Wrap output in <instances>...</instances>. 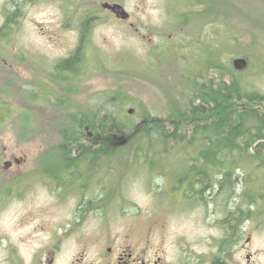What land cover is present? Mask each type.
Returning <instances> with one entry per match:
<instances>
[{
	"label": "rangeland",
	"instance_id": "374dc122",
	"mask_svg": "<svg viewBox=\"0 0 264 264\" xmlns=\"http://www.w3.org/2000/svg\"><path fill=\"white\" fill-rule=\"evenodd\" d=\"M110 1L0 0V264H47L45 250L56 229L64 219V227L72 222L81 201L99 206L80 229L88 238L70 237L54 264H98L102 246L92 243L107 231L130 235L149 245V254L159 251L171 259L184 243L199 255L210 249L214 259L222 239L239 233L241 247L228 248L229 262L264 264V196L252 213L243 184L229 197L206 189L186 198L184 177L151 171L137 156L147 120L178 126L169 122V108L176 102L185 111L194 87L215 77L207 66L213 54L264 90V0H212L217 10L207 24L203 15H175L183 0H124L131 13L126 22L102 11ZM80 46V64L63 79L56 65ZM238 57L251 63L236 69ZM192 73L203 77L187 80ZM108 96L120 100L117 108L129 128L113 138L91 128L80 133L94 147L107 140L120 149L70 168L69 187L75 188L62 198L42 172L60 160L62 129H79L69 110L91 114ZM186 156L171 155L172 167L186 165L180 163ZM78 174L87 178L72 182ZM254 181L263 192L264 177ZM236 206L232 228L227 220Z\"/></svg>",
	"mask_w": 264,
	"mask_h": 264
},
{
	"label": "trees",
	"instance_id": "16d2710c",
	"mask_svg": "<svg viewBox=\"0 0 264 264\" xmlns=\"http://www.w3.org/2000/svg\"><path fill=\"white\" fill-rule=\"evenodd\" d=\"M215 10L217 8L213 6V11ZM88 23L89 19L83 23V37ZM81 47L56 65V72L63 79H67L69 72L76 71L80 64ZM218 58L213 54V61H207V66L214 71L215 77L205 78L194 87L191 97L188 96L185 111L176 102L169 108V122H176L178 126L170 127L159 121L147 120L148 127H143L138 138L137 156L148 164L147 169L151 171H163V175L176 172L174 178L184 177L181 178L185 183L182 187L191 198L206 189L229 197L239 184H243V196L251 204L248 210L252 213L251 206H255L264 196V191L254 188V179L264 177V90L259 89L252 78L237 71L235 74V70L228 64H220ZM248 63H251L249 58ZM260 66L264 69V65ZM224 69L229 75L228 79L222 75ZM196 75L198 78L203 77L192 73L186 75L187 80ZM119 102L116 96H108L91 114L83 115L69 110L79 129L73 133H69L66 128L62 129L60 159L67 164V173L70 168L81 167V163L90 161V156L118 153L120 148L110 147L107 140L92 146L86 142L87 135L80 132L84 128H91L100 135L104 134V137L113 138L122 133V127L129 128L117 108ZM189 117L191 120L188 123ZM180 121H185L188 126L182 127L179 125ZM90 138L94 143L97 142L95 137ZM176 153L188 155L180 159V163H187L186 165L172 167L176 159L172 160L171 155ZM74 154L75 157H72ZM161 155L164 157L159 158ZM190 176L195 180L192 181ZM76 177L81 179L83 175L78 174ZM238 179H241L240 183ZM259 186L262 188L263 183ZM172 188L178 189L176 185ZM257 207L261 209V205ZM237 211L236 206L228 215L227 221L232 228V219L238 218ZM250 212L246 211L245 217Z\"/></svg>",
	"mask_w": 264,
	"mask_h": 264
},
{
	"label": "flooded vegetation",
	"instance_id": "af4514ba",
	"mask_svg": "<svg viewBox=\"0 0 264 264\" xmlns=\"http://www.w3.org/2000/svg\"><path fill=\"white\" fill-rule=\"evenodd\" d=\"M123 1L124 0H111L110 2H105L103 4L104 9L102 11L107 16L126 22L130 19L131 13L128 11ZM183 1L184 3L179 9L176 10V13H174L175 15L183 14L189 16L188 14L190 13L195 15H203L206 18V24L207 22L210 23L209 18L213 12L212 0ZM116 3L121 4L125 8V10L129 13V17L120 18L117 16V13L110 8L111 4ZM185 6H189L191 9L187 8L183 10L184 8L182 7ZM183 11H185V14ZM171 14H173V12H171ZM130 24V26L135 25L133 22ZM21 160L22 158H19L17 159V162H20ZM45 166V171L42 172L41 170V172L45 175L44 177L47 179L49 187H51L53 190L57 189L62 198L66 195V193H68V191H70L69 188H75L74 185L69 187V178L67 175V169H65L67 164L61 159L58 163H51V165L49 164L48 166ZM82 178L87 177L83 176ZM76 179L77 177H74L71 179V181L75 182L77 181ZM208 191L210 190L208 189ZM185 197L191 198L189 195H186ZM57 203L63 204V202ZM97 205L98 204L95 201H81L73 208L72 222L65 224L64 227V219V221L59 224L60 227L56 229L55 234L50 241V246L45 250V252L50 256V259L46 261L47 264H54L55 258L59 252H61L64 247V243L67 242L70 237H74L76 242L88 238L86 234L83 233V230L80 229L87 219L95 218L97 216L96 211L99 209V206ZM107 232L108 234L105 236L96 237L92 243V245H98L101 243L102 246L97 253L98 257L95 259L98 264H234L229 262L228 248L233 247L238 250L239 246L241 247L242 244L241 234H231V238H229V235H227L228 237L222 239L221 247L219 248L220 255H216L213 259V254L210 249H208V251L202 252L203 254L199 255L191 248V245L184 243L182 247L179 248V253L176 252L171 259L166 254H160L159 251L154 253L150 252L149 254V245L133 241L130 239V235H126L125 237L121 238L110 233L109 231ZM234 235L236 236L234 237ZM91 264H94V262ZM236 264L241 263L236 262Z\"/></svg>",
	"mask_w": 264,
	"mask_h": 264
},
{
	"label": "water",
	"instance_id": "95a60500",
	"mask_svg": "<svg viewBox=\"0 0 264 264\" xmlns=\"http://www.w3.org/2000/svg\"><path fill=\"white\" fill-rule=\"evenodd\" d=\"M110 8L113 9L119 17L127 18L129 17V13L125 10V8L121 4H111ZM233 65L236 69H244L248 65V61L243 57L235 58L233 61ZM8 166V165H7Z\"/></svg>",
	"mask_w": 264,
	"mask_h": 264
}]
</instances>
